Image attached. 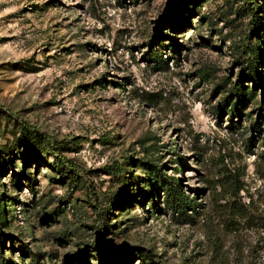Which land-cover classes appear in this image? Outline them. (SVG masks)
I'll return each mask as SVG.
<instances>
[{
    "label": "rangeland",
    "instance_id": "rangeland-1",
    "mask_svg": "<svg viewBox=\"0 0 264 264\" xmlns=\"http://www.w3.org/2000/svg\"><path fill=\"white\" fill-rule=\"evenodd\" d=\"M256 14L264 0H0V264H264Z\"/></svg>",
    "mask_w": 264,
    "mask_h": 264
},
{
    "label": "trees",
    "instance_id": "trees-1",
    "mask_svg": "<svg viewBox=\"0 0 264 264\" xmlns=\"http://www.w3.org/2000/svg\"><path fill=\"white\" fill-rule=\"evenodd\" d=\"M258 20L259 19L257 18V14H256V30H254V32L256 33V36H257L256 38L261 43L264 40V21H260V20L258 21ZM249 51H250V55H249L248 62H247L248 68L251 70V73L255 77L257 76L258 79H260L258 75L260 71L259 64H260V59L264 57V50L261 49L259 45H255V46L251 45L249 47ZM233 91L238 97V101L234 105L233 113H235L236 111L237 113H240L241 112L240 100L241 101L246 100V87L245 85H242V84L236 85L233 88ZM253 94H255V92H253ZM242 97H244V99ZM261 111L263 112L264 110H261ZM20 122L23 124V128L25 129L26 132L33 133L35 134V136H38L41 139H45L49 142L52 153L57 158L56 165H63L65 168H68L69 172L74 176H77L79 178L84 177V171L80 167H78L75 163H72L71 161L67 160L65 157L59 154V152L53 147L54 141H52V139L47 134H45L44 132L37 131L36 128L32 127L31 125H29L28 123L24 121H20ZM257 123L256 124L259 125L260 122H257ZM156 170L158 171L159 174L162 175L161 170L159 169H156ZM162 188L164 190L165 202L167 203L168 207H171L175 210L185 213L188 210V208H190V206L192 205L193 199H190L188 196H186L183 189H181V187L175 182V179L170 180L168 179V177L164 178ZM103 244L104 245L108 244V241L105 240L104 236H103L102 245ZM107 246L110 247L111 250L113 249L112 246L110 245H107ZM117 250H120V249H117ZM130 261L131 260L126 259L125 262L130 263Z\"/></svg>",
    "mask_w": 264,
    "mask_h": 264
}]
</instances>
